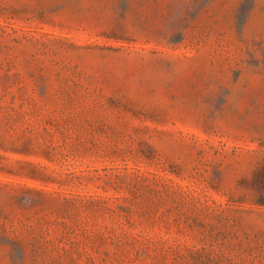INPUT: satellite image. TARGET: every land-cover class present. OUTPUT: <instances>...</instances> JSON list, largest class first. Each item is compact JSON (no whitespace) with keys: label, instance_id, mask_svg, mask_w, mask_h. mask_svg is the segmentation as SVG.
Listing matches in <instances>:
<instances>
[{"label":"rangeland","instance_id":"1","mask_svg":"<svg viewBox=\"0 0 264 264\" xmlns=\"http://www.w3.org/2000/svg\"><path fill=\"white\" fill-rule=\"evenodd\" d=\"M0 264H264V0H0Z\"/></svg>","mask_w":264,"mask_h":264}]
</instances>
